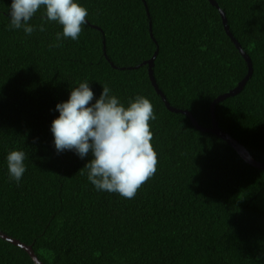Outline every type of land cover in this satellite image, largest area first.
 <instances>
[{
  "label": "trees",
  "instance_id": "16d2710c",
  "mask_svg": "<svg viewBox=\"0 0 264 264\" xmlns=\"http://www.w3.org/2000/svg\"><path fill=\"white\" fill-rule=\"evenodd\" d=\"M251 61L242 88L213 107L219 128L264 164V0H215ZM87 23L59 46L45 31L10 30L0 0V231L31 245L44 264H264V169L226 141L168 109L143 64L157 49L153 75L166 100L211 127L215 98L248 72L209 0H80ZM152 33V35H151ZM88 78L122 101L144 95L157 154L155 174L134 198L95 190L81 175L88 158L57 154L49 125L55 104ZM27 154L17 185L5 156ZM0 264H34L0 237Z\"/></svg>",
  "mask_w": 264,
  "mask_h": 264
},
{
  "label": "clouds",
  "instance_id": "9594fccd",
  "mask_svg": "<svg viewBox=\"0 0 264 264\" xmlns=\"http://www.w3.org/2000/svg\"><path fill=\"white\" fill-rule=\"evenodd\" d=\"M41 19L56 22L59 46L64 39L78 40L89 12L80 0H10L7 6L10 30H23L26 36L45 31V25L29 22L38 10ZM91 80L84 78L70 87L66 100L55 104V116L49 130L57 154L71 151L87 159L81 175H86L95 190L134 198L140 186L156 172L157 154L150 141L149 121L157 117L144 95L135 94L122 101L107 83L97 96ZM27 154L12 149L5 156L8 177L20 184L27 168Z\"/></svg>",
  "mask_w": 264,
  "mask_h": 264
},
{
  "label": "water",
  "instance_id": "95a60500",
  "mask_svg": "<svg viewBox=\"0 0 264 264\" xmlns=\"http://www.w3.org/2000/svg\"><path fill=\"white\" fill-rule=\"evenodd\" d=\"M211 4H213L214 6H216L219 10L221 19H222V23L224 26V29L226 31V33L228 34V36L231 38V40L233 41V43L235 44V46L239 49L240 53L242 54L243 58L245 59V61L247 62V67H248V72L246 74V76L244 77V79H242L235 88H233L232 90H229L225 93H223L222 95L218 96L217 98L214 99L213 103H212V108H211V118H212V123H211V127L209 128H205L202 127L200 125H198V123L196 122V120L192 117V115L190 114L189 111L187 110H181V109H176L173 108L172 106H170V104L168 103V101L166 100L165 95L162 93V91L159 89V87L157 86L156 80L154 78L153 75V64H154V59L155 56L157 54V49L154 52V54L152 55V57L148 60H146L145 62H143V64H146L148 66V75L149 78L151 80L152 86L154 87L155 91L161 96L162 100L164 101L166 107L168 109H170L171 111H175V112H181L183 114H186L192 121L193 125L198 128L201 131H206V132H210L213 133L214 135H216L217 137L223 139L224 141H226L227 143H229L239 154L240 156L246 160L248 163L254 165L255 167L264 169V164L255 161L250 155L249 153L245 150V148L238 143L235 139H233L230 135H228L227 133L223 132L217 122L214 119V115H213V107L214 104L218 101H220L221 99L225 98L226 96L229 95H233L235 93H237L242 86L245 83V80L247 79V77L250 76L251 73V61L249 56L244 52V50L242 49V47L240 46V44L236 41V39L233 37V35L231 34V32L229 31L228 25H227V21H226V17L224 12L220 9V7L218 6V4L216 3L215 0H209ZM152 35V33H151ZM0 237L5 239L6 241H9L10 243L18 246L19 248L23 249L31 258V260L33 261L34 264H44L41 260L38 259L37 255L35 254V252L32 249L31 245H27L23 242H21L18 239H15L13 237H10L6 234H4L3 232L0 231Z\"/></svg>",
  "mask_w": 264,
  "mask_h": 264
}]
</instances>
